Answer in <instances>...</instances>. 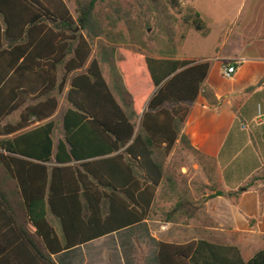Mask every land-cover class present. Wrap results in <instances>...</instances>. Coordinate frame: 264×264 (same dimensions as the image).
<instances>
[{
	"label": "trees",
	"instance_id": "1",
	"mask_svg": "<svg viewBox=\"0 0 264 264\" xmlns=\"http://www.w3.org/2000/svg\"><path fill=\"white\" fill-rule=\"evenodd\" d=\"M104 1L77 0L74 15L65 0H0V264H57L56 254L147 220L158 191L164 199L176 190L165 158L178 139L203 166L212 191L207 198L225 195L214 160L182 134L187 103L202 93L210 62L117 50L114 45L125 40L117 29L123 18L118 10H97ZM149 1L154 14L169 4L186 26L210 33L202 13L184 0ZM45 21H60L62 33L35 42ZM146 22L142 29L126 21L131 40L142 48ZM99 38L107 45L91 58ZM143 81L146 89L134 95ZM68 84L71 107L63 115L64 136L56 141V123L47 120L57 113ZM203 95L217 103L209 90ZM17 111L19 121H7ZM132 117H141L137 134ZM198 210L184 194L162 220L188 224ZM157 245V264H264V248L245 260L238 247L206 239Z\"/></svg>",
	"mask_w": 264,
	"mask_h": 264
},
{
	"label": "crops",
	"instance_id": "2",
	"mask_svg": "<svg viewBox=\"0 0 264 264\" xmlns=\"http://www.w3.org/2000/svg\"><path fill=\"white\" fill-rule=\"evenodd\" d=\"M65 1L70 7L68 1ZM190 1L192 4L195 2ZM227 2L228 0H225V4ZM228 6H224L225 12ZM196 9L199 10L198 7ZM246 9L250 12L243 16V10ZM70 10L76 14V8L73 11L70 7ZM199 11L210 29V33L203 36L208 38L212 34L214 15L207 17ZM261 12H264V3L260 0H244L237 10L236 18L222 22L212 55L202 56L185 52L184 55L177 56L179 59L210 62L208 76L202 84V93L195 101L187 103L190 111L182 134L188 137L191 145L201 155L214 160L218 189L224 191L225 195L207 198L212 194L210 181L198 156L185 147L180 148V153L186 154V150L190 152L188 161L195 169L190 171L189 168L182 167L179 172L181 175H174L177 185L171 198L161 199L158 191L147 220L56 254L53 258L57 264H157L159 241L183 244L206 239L216 243L212 241L216 236H224L226 240L225 244H217L238 247L245 260L254 256L250 255L251 257L246 259L245 253L253 254L254 247H264V180L260 178L251 182L264 170V24L259 22ZM244 18L246 23L241 27L238 23ZM44 25L45 31L34 36L35 42L50 41L49 37H52L53 33H62L60 21H45ZM22 27L23 23L20 22L16 30L20 32ZM46 35L48 38H45ZM22 36L24 41L28 40L26 32ZM98 53V45H93L91 58L97 57ZM230 61L236 65L237 72L232 78H227L223 73V65ZM62 73L61 70L60 75ZM74 74L77 72L71 76ZM105 77L111 84L106 74ZM68 89L69 84L59 95L57 113L47 120L57 122V129L56 118L60 112L62 114L59 118L62 135L56 138L55 130L56 141L64 136L63 115L71 107L66 97ZM205 89L214 94L216 104H212L203 95ZM19 115L20 111H17L9 118L18 116L15 122L17 123ZM140 127L141 117L136 125V134ZM179 144L180 139L165 158L166 166L172 165L170 156L175 153ZM162 153V150L156 151L159 156ZM239 155L244 158L232 167L235 157ZM248 165L252 166L251 173L237 182L233 181L234 176L245 170ZM183 175L188 178L184 180ZM184 194L199 210L194 214L191 212L188 224L164 222L163 213L175 205L179 196ZM50 220L55 224L58 234L62 235V231L57 227L60 225L57 218L51 215ZM110 237H114L108 240L112 241L114 246H105V239ZM101 240L102 242H99Z\"/></svg>",
	"mask_w": 264,
	"mask_h": 264
},
{
	"label": "rangeland",
	"instance_id": "3",
	"mask_svg": "<svg viewBox=\"0 0 264 264\" xmlns=\"http://www.w3.org/2000/svg\"><path fill=\"white\" fill-rule=\"evenodd\" d=\"M70 7L74 11L77 6V0H67ZM185 3L195 7L199 8L203 12L205 16L214 15L212 23V34L208 38H204L203 34L201 32L196 31L195 29L189 28L186 26L182 20H181V14L179 13V9L177 7H173L169 4H163L160 7H158V12L153 13V10L151 8V3L149 0H105L104 2H99L96 5L97 10L103 9L111 14H113L116 10L119 11V14L122 16L123 21H121L118 25V30H121L125 33V40L123 44L120 45H114L117 50L120 51H129L131 53H138L143 55H153V56H161L163 54H175L176 56H182L185 52L195 54V55H202V56H209L212 55L211 53L214 51L215 44L217 42L218 33L220 31V27L223 21L230 20L231 18L235 17L237 14V10L240 7V5L244 2V0H228L226 3L229 5L227 7V11L225 12L223 10L225 4V0H195L194 4L191 3L190 0H184ZM261 3H264V0H260ZM167 9H164V8ZM246 8V7H245ZM245 10V9H244ZM243 10V16L244 14L249 13L246 9V11ZM224 11V12H223ZM262 16L259 19L260 23L264 24V12L260 13ZM155 16V17H154ZM242 16V17H243ZM134 20L138 24H142V29L146 27L149 21L150 22V29L147 30V33L144 36V39L147 42L146 48H142L135 44L131 38H130V32L128 29V26L126 24L127 20ZM143 20L145 22H143ZM245 18L239 21V25L241 27L245 26ZM237 25V24H235ZM186 39V40H185ZM93 45H98L99 49L107 45L106 41L104 39H97L93 41ZM103 69L105 70V74L111 84L113 85V78H112V72L110 69V66L108 63H102ZM136 78H139V76H136ZM136 92H133L134 95L136 93H140L142 90L146 89L145 82H141L136 87ZM208 90V89H206ZM142 93H146L145 91ZM120 99V98H119ZM127 112L131 115V109L126 107ZM61 112L57 116L56 120H58V126L56 129V138L59 135H62V128L61 123L59 121V118H61ZM18 116H14L9 118V122L15 123L17 121ZM133 121L138 125V120L140 117H132ZM57 124V122H56ZM183 144H179L177 147V150L175 153L170 156L172 165L171 169L173 170L176 177L180 174V169L182 167L189 168L190 171H193L195 168L192 167V165L189 164L188 161V154L190 153L188 150H186V154L180 153L179 149L183 148ZM244 158L243 155H239L235 157V161L232 167H235L238 162H240ZM250 168H252L251 165H248L245 170L240 171L234 176L233 181L237 182L241 180L245 175L251 173ZM181 175V174H180ZM264 176V170L260 172L257 176H255L251 182L256 181L257 179ZM184 180H186L187 175H183L182 177ZM245 186L242 188L244 189ZM55 225V224H54ZM60 230V225L57 226ZM217 238H214L216 243H222L225 244L226 240L224 236H216ZM114 237H110L108 239H105L104 242L105 246H114V243L112 240ZM221 238V240H220ZM99 242H102L99 241ZM98 243V242H97ZM264 248L263 246L254 247L252 249V253H245L244 257L247 259L251 257L252 255H255L259 250ZM251 255V256H250ZM253 257V256H252Z\"/></svg>",
	"mask_w": 264,
	"mask_h": 264
},
{
	"label": "built area",
	"instance_id": "4",
	"mask_svg": "<svg viewBox=\"0 0 264 264\" xmlns=\"http://www.w3.org/2000/svg\"><path fill=\"white\" fill-rule=\"evenodd\" d=\"M236 72H237V68L233 62L231 61L226 62L223 65V73H224V76H226L227 78H232Z\"/></svg>",
	"mask_w": 264,
	"mask_h": 264
}]
</instances>
